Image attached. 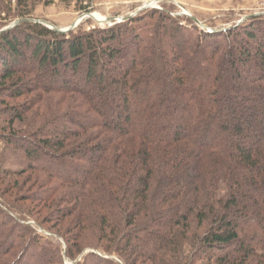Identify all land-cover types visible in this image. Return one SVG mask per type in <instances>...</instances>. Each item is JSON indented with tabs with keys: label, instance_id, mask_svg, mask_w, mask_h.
I'll use <instances>...</instances> for the list:
<instances>
[{
	"label": "trees",
	"instance_id": "obj_1",
	"mask_svg": "<svg viewBox=\"0 0 264 264\" xmlns=\"http://www.w3.org/2000/svg\"><path fill=\"white\" fill-rule=\"evenodd\" d=\"M12 1L0 139L19 167L0 182L29 175L52 218L0 194V264H264V17L207 33L147 9L58 33L33 12L69 0Z\"/></svg>",
	"mask_w": 264,
	"mask_h": 264
},
{
	"label": "rangeland",
	"instance_id": "obj_2",
	"mask_svg": "<svg viewBox=\"0 0 264 264\" xmlns=\"http://www.w3.org/2000/svg\"><path fill=\"white\" fill-rule=\"evenodd\" d=\"M150 3L161 7L159 9L156 8L158 11H167L172 16L183 17L181 19L182 24L189 27L192 25L186 18L192 20L196 18L199 21L197 26L207 33L230 30L240 26L251 17H264V0H93L89 5V12L87 13L80 10L81 4L77 0H69L68 2L56 1L50 6L39 3L34 9L33 20L48 23L60 29H70L76 24L77 26L72 28L71 31H89L96 27L104 28L112 26L114 23H118L120 19H123L121 22H124V19L135 17L142 11L147 10L148 8H143ZM12 5L15 10L17 5L16 0L12 1ZM84 5L87 6L88 3H84ZM85 15H92L95 18L86 17L81 20V17ZM4 17L5 14L0 17V31L21 20L12 18L13 20L8 22V25L4 27L7 24L5 23L6 20H3ZM31 99L33 98H25L8 103L9 105L22 104L31 101ZM54 105H57L56 100ZM17 128H23V125L18 124ZM23 129L26 130V128ZM17 159V155H11L7 152L3 140L0 139V170L18 169ZM42 191H45V189H41L40 186L35 185L34 180L29 178V175L21 178H10L9 180L0 182V194L3 195L4 200L30 211L32 216L38 219L39 222L47 223L52 218V215H50L52 210L27 200L32 199L33 195ZM223 193L224 191L221 189L219 195ZM13 216L20 219L23 218L20 214H13ZM27 224L34 227L43 239L47 240L51 238L54 240V243L60 244L66 249L63 241L52 237L50 232L37 226L32 219L28 220ZM44 225L47 228H51L52 223ZM46 240L41 241L42 246H47ZM90 252H94V250L88 249L84 254ZM112 258L120 262L118 258Z\"/></svg>",
	"mask_w": 264,
	"mask_h": 264
},
{
	"label": "water",
	"instance_id": "obj_3",
	"mask_svg": "<svg viewBox=\"0 0 264 264\" xmlns=\"http://www.w3.org/2000/svg\"><path fill=\"white\" fill-rule=\"evenodd\" d=\"M86 17H93V18H95V17L92 16V15H85V16L81 17V20H83V19L86 18ZM128 19H129V18L124 19V21H127ZM193 19H194V21H195L196 23H199V21H198L196 18H193ZM20 22H22V20H18V21H16V22L13 23L11 26H9V27H7V28L1 30L0 33H1V32H4V31H7V30H9V29L14 28V27L17 26ZM35 22H37V23H41V24H43V25L49 27L50 29L55 30V31L58 32V33H69V32L71 31L72 28H74L75 26H77L76 24H74L73 27L70 28V29H60V28H58V27H56V26H52V25H50V24H48V23H43V22H41V21H35ZM79 22H80V21H79Z\"/></svg>",
	"mask_w": 264,
	"mask_h": 264
},
{
	"label": "built area",
	"instance_id": "obj_4",
	"mask_svg": "<svg viewBox=\"0 0 264 264\" xmlns=\"http://www.w3.org/2000/svg\"><path fill=\"white\" fill-rule=\"evenodd\" d=\"M149 9V8H152V9H159V8H161V7H159L158 5H154L153 3H150L148 6H146V7H144L143 9ZM121 20H123V19H120V20H118V23H121ZM123 22V21H122Z\"/></svg>",
	"mask_w": 264,
	"mask_h": 264
}]
</instances>
